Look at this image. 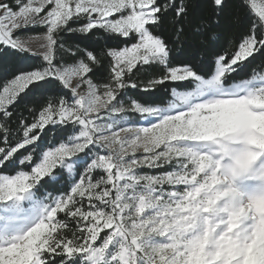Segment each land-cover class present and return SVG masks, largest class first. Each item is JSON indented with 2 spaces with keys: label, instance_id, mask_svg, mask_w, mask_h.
Instances as JSON below:
<instances>
[{
  "label": "snow or ice",
  "instance_id": "6c2138e0",
  "mask_svg": "<svg viewBox=\"0 0 264 264\" xmlns=\"http://www.w3.org/2000/svg\"><path fill=\"white\" fill-rule=\"evenodd\" d=\"M210 4L0 0V52L38 61L0 82V264H264V0L231 34ZM189 26L211 55L174 65ZM94 30L127 42L65 39Z\"/></svg>",
  "mask_w": 264,
  "mask_h": 264
},
{
  "label": "trees",
  "instance_id": "16d2710c",
  "mask_svg": "<svg viewBox=\"0 0 264 264\" xmlns=\"http://www.w3.org/2000/svg\"><path fill=\"white\" fill-rule=\"evenodd\" d=\"M237 2L238 0H226V7L223 9V14L221 16V24L220 29L226 33L231 34L234 31H238L235 25H233L232 20L233 17L237 14ZM192 11H191V22L192 24L197 23L201 18H213V12L214 9L211 7L210 0H192ZM240 17H241V24L246 26L247 19L244 14V12L240 11ZM215 27V26H214ZM165 28V35L171 36V26L168 25L167 22H165L164 25ZM30 33H43L44 29L41 28H32L28 30ZM185 34L189 36V44L185 45L183 50L177 46V51L173 54V60L172 63L174 65L182 64L189 62L192 57H196L197 61L201 57L204 56H210L211 55V49L206 48L205 46L201 45L199 43L200 38L194 37L191 33V27H187L185 30ZM96 37H101L102 39L97 40ZM65 39L68 42H76L79 43L81 47L88 48L89 50H95L97 48H101L104 46L107 47H116L118 45H121L123 43H126L127 41H116V40H108L107 37H105L103 32L95 31L88 35L87 37L78 36V35H66ZM264 59L262 57H257L255 61H253V66H256L260 63V61ZM38 63V61L25 54L22 57H18L16 54L7 52L3 53L0 52V82L3 80L10 78V76L18 69V68H29L33 64ZM257 71L260 69L257 68ZM164 73V68L162 66H155L152 68L147 69V74L144 72H141L138 74V77L140 80H147L150 78V76H159ZM105 69L101 68L98 69L95 78L102 80L104 79ZM174 85L171 84H164L162 86H158V89L155 93L149 95L146 97L147 100L150 102L155 101L158 102L160 99L165 97V94L169 90V88L173 87ZM53 93L49 92L46 94H37L34 98H26L24 102H22L20 105H18V108L24 112L25 115H28L27 110L25 109L24 105L28 104L36 105L39 107L41 103H43L44 95H51ZM130 95H139L136 92L130 93ZM51 140L53 143H57V138L52 134V132H47L46 135L42 136V141L47 142ZM51 190V189H49Z\"/></svg>",
  "mask_w": 264,
  "mask_h": 264
}]
</instances>
